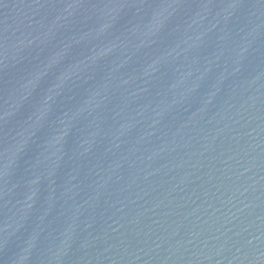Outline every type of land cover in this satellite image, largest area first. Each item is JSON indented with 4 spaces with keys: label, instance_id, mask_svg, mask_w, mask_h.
Wrapping results in <instances>:
<instances>
[{
    "label": "water",
    "instance_id": "1",
    "mask_svg": "<svg viewBox=\"0 0 264 264\" xmlns=\"http://www.w3.org/2000/svg\"><path fill=\"white\" fill-rule=\"evenodd\" d=\"M0 264H264V0H140L0 177Z\"/></svg>",
    "mask_w": 264,
    "mask_h": 264
}]
</instances>
